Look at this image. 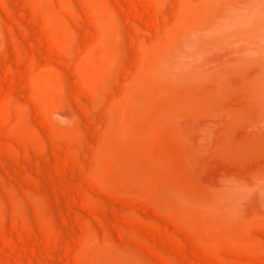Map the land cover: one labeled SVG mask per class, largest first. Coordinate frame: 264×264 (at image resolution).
<instances>
[{
    "label": "rangeland",
    "instance_id": "obj_1",
    "mask_svg": "<svg viewBox=\"0 0 264 264\" xmlns=\"http://www.w3.org/2000/svg\"><path fill=\"white\" fill-rule=\"evenodd\" d=\"M0 264H264V0H0Z\"/></svg>",
    "mask_w": 264,
    "mask_h": 264
}]
</instances>
